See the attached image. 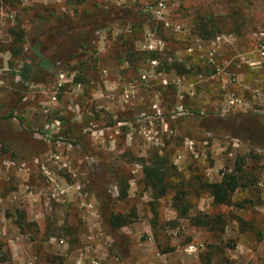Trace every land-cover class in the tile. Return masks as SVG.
<instances>
[{
	"label": "rangeland",
	"instance_id": "obj_1",
	"mask_svg": "<svg viewBox=\"0 0 264 264\" xmlns=\"http://www.w3.org/2000/svg\"><path fill=\"white\" fill-rule=\"evenodd\" d=\"M106 8L148 16L32 78L35 35ZM263 116L264 0H0V264H264V152L235 137Z\"/></svg>",
	"mask_w": 264,
	"mask_h": 264
},
{
	"label": "trees",
	"instance_id": "obj_2",
	"mask_svg": "<svg viewBox=\"0 0 264 264\" xmlns=\"http://www.w3.org/2000/svg\"><path fill=\"white\" fill-rule=\"evenodd\" d=\"M147 14L142 12H133L127 9L120 8H106L96 13L86 14L74 20L60 19L57 24L41 31L33 37L32 50L27 56L28 63L34 65V72L32 78L39 76L42 72L46 71V66H58L69 62L75 55L77 50L84 49L86 45L92 40L94 36L103 31H107L114 26H134L142 29L144 22L147 20ZM12 36L18 44L23 43V34H16L12 30ZM150 59H154V55H150ZM35 61V62H34ZM180 71V70H179ZM185 73V72H183ZM30 83V82H29ZM28 83V84H29ZM78 83V80H76ZM261 119L257 117L255 121L244 130L239 129L235 133L237 140L249 145L252 151L264 152V126ZM214 135H222L230 137V132L217 131L213 132ZM243 161H237L235 170L230 174H224L219 183L216 184H203L202 188L207 190L212 198L213 205L215 206H230L231 198L234 193L245 187L241 184V168ZM142 173L145 177L147 185L154 191L159 192V196L164 195L163 177L164 174L155 165L145 166L142 165ZM121 198H126V189L121 190ZM178 207V206H176ZM187 209L179 212L180 217H186ZM103 220L107 226L113 231L124 228L128 223L116 216L105 214ZM195 227L209 228L211 219L196 218L193 220ZM123 242L122 250L127 252V241L119 237Z\"/></svg>",
	"mask_w": 264,
	"mask_h": 264
},
{
	"label": "built area",
	"instance_id": "obj_3",
	"mask_svg": "<svg viewBox=\"0 0 264 264\" xmlns=\"http://www.w3.org/2000/svg\"><path fill=\"white\" fill-rule=\"evenodd\" d=\"M152 65H153V66H156V65H157V62H152ZM55 100H56V99L53 98V101H54V102H55Z\"/></svg>",
	"mask_w": 264,
	"mask_h": 264
}]
</instances>
